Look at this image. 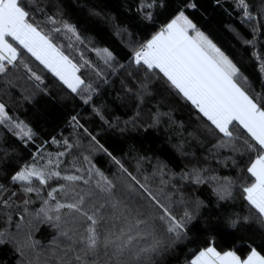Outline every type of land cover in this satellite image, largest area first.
<instances>
[{"label": "snow or ice", "instance_id": "obj_1", "mask_svg": "<svg viewBox=\"0 0 264 264\" xmlns=\"http://www.w3.org/2000/svg\"><path fill=\"white\" fill-rule=\"evenodd\" d=\"M0 264H264V0H0Z\"/></svg>", "mask_w": 264, "mask_h": 264}, {"label": "trees", "instance_id": "obj_2", "mask_svg": "<svg viewBox=\"0 0 264 264\" xmlns=\"http://www.w3.org/2000/svg\"><path fill=\"white\" fill-rule=\"evenodd\" d=\"M82 3H89V0H81ZM114 0H91V3L108 5L111 6ZM76 15L84 16L86 13L77 12ZM92 35L95 36L102 44L110 46L113 49H118L120 47L119 38L112 34L109 27L103 23H93L92 25ZM226 42V41H225ZM251 72V69H248ZM231 239L226 233L221 234L220 241L226 243ZM194 247V246H193Z\"/></svg>", "mask_w": 264, "mask_h": 264}]
</instances>
